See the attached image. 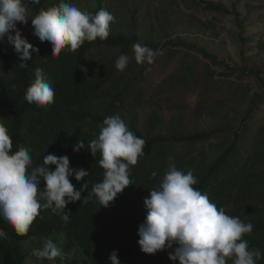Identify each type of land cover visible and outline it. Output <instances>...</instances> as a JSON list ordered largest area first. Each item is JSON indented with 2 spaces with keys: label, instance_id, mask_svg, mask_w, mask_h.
<instances>
[{
  "label": "trees",
  "instance_id": "1",
  "mask_svg": "<svg viewBox=\"0 0 264 264\" xmlns=\"http://www.w3.org/2000/svg\"><path fill=\"white\" fill-rule=\"evenodd\" d=\"M23 2L33 15L56 5L53 0H40L39 4H32L31 0ZM205 7L218 10L212 3H206ZM99 10L97 3L91 13ZM109 28L110 34L106 40L97 38L93 42L86 41L75 52L62 50L58 56H51L47 42H40L38 38L31 44L39 51L26 62L28 65L25 69L18 67L20 61L14 51L0 42V123L9 130L12 151L18 150L21 144L28 147L32 157L30 169L39 166L44 155L54 154L57 157L66 155L70 167L74 169L88 170L89 175L84 178L88 188L81 193V199L91 192L95 183L103 179L104 170L98 165L99 152L93 157L87 150L88 143L99 133L97 126L102 124L105 117H121L127 100L133 98L135 101L141 93L135 90L137 81L141 79L135 69L141 74L148 66L146 63L136 64L132 58V45L143 42L156 50L148 38L134 32L128 35L121 30L114 31L111 24ZM167 44L170 46L171 43ZM171 45L168 54L174 48L185 46L178 41ZM200 53L213 66L218 65L212 56ZM109 54L113 56L106 64L104 57H109ZM120 55L130 58L124 71L115 68V61ZM37 67L48 74L55 90L54 103L50 105L37 106L24 100L27 87L35 79L34 69ZM184 67V74L191 75V66L185 64ZM211 67L207 65L209 79L214 74ZM236 70L239 71L237 76L227 74L239 80L227 82L229 89H235V99L242 105L239 111L241 123L235 127L236 130L231 127L227 113L223 114L218 126L191 134L179 132L177 128H172L167 135L154 134L159 123L155 115L149 117L143 132L136 130L132 123L126 124L137 137L145 140L144 155L138 158L136 165L130 166L133 184L117 194L107 208L102 207L95 197L87 204H81V201L69 203L65 208L66 212H71L67 223L50 209H41L29 232L23 236L16 234L0 218V232L4 234L0 236V264H25L28 258L34 260L35 256L28 252L30 245L39 244L37 248H40L46 239L53 240L58 247L77 251L75 261L66 263L57 258L55 264H110L108 257L113 250L117 251L121 264H178V261L168 259V252L172 249L144 254L137 244V228L146 215L143 198L161 182L170 162L169 157L174 158L172 162L178 170H192L198 180L194 187L207 193L212 202L225 209L226 214L254 225L252 233L245 234L243 239L249 241L250 248H258L264 254V123L253 134L249 146L246 145L247 126H240L250 119L257 105L264 100L251 95L249 85L242 82L248 74H244L243 69ZM257 75L254 74L256 79L259 77ZM203 109L204 105L199 103L195 112L197 119L201 118ZM228 134H231V139L209 162L198 163L199 157L196 159L191 155L170 153L171 147L178 144L189 149L198 145L211 148L216 146L219 137ZM78 141L83 142L85 148L74 152L73 146ZM48 167L54 170L55 166ZM153 172L157 176L153 177ZM70 180L76 190L85 183L83 179L77 182L74 177ZM40 187L42 190L43 181ZM42 264L52 263L42 260ZM257 264H264V259Z\"/></svg>",
  "mask_w": 264,
  "mask_h": 264
},
{
  "label": "clouds",
  "instance_id": "2",
  "mask_svg": "<svg viewBox=\"0 0 264 264\" xmlns=\"http://www.w3.org/2000/svg\"><path fill=\"white\" fill-rule=\"evenodd\" d=\"M31 3L39 4L40 0H31ZM29 19L32 34L40 42H47L51 56H58L62 50L75 52L86 41L106 40L110 34L109 25L115 21L106 9L101 8L93 14L64 0L31 17L23 0H0V42L6 39L12 46L20 69H25L26 62L39 51L17 28V23L24 25ZM132 52L138 65H150L157 56V51L143 42L134 43ZM129 59L128 55H120L115 68L124 71ZM34 77L25 91L24 100L37 106L54 103L55 90L48 74L37 67ZM97 127L99 133L88 143L87 150L93 157L99 152L98 165L104 170L103 179L81 199V193L88 188L84 179L89 175L88 170L74 169L66 155L57 157L54 154L44 155L42 163L30 169L31 150L21 144L13 152L9 130L0 123V218L16 234L26 235L41 209H50L67 223L71 212H66L65 208L69 203L81 201V204H87L95 197L107 208L117 194L133 184L130 166L136 165L138 158L144 155L145 140L130 131L119 115L105 117ZM83 148L84 143L78 141L73 151ZM173 160L169 157L161 182L143 198L146 215L137 228L140 251L156 254L172 249L168 259L178 261V264H228V261L231 264H257L264 259L260 249L250 248L249 241L243 239L245 234L252 233L254 225L226 214L207 193L194 187L198 180L193 171L178 170ZM49 165H54V170L49 169ZM151 175L155 177L157 173ZM73 177L77 182L85 180L79 190L71 183ZM41 181L44 182L42 190ZM0 236H4L3 232ZM32 255L54 264L57 258L63 261L67 254L53 240L46 239ZM108 260L110 264H121L116 250L110 253Z\"/></svg>",
  "mask_w": 264,
  "mask_h": 264
},
{
  "label": "rangeland",
  "instance_id": "3",
  "mask_svg": "<svg viewBox=\"0 0 264 264\" xmlns=\"http://www.w3.org/2000/svg\"><path fill=\"white\" fill-rule=\"evenodd\" d=\"M58 6L61 0H53ZM73 3L81 10L91 12L99 3L100 9H106L115 17L110 23L114 31L121 30L128 35L132 32L152 40L157 51L152 64L136 75L141 79L136 83L139 98L127 100L121 118L126 124L132 123L138 131H144L149 117L155 115L159 123L154 134L167 135L172 128L191 134L210 130L221 123L224 113L228 114L231 127L236 130L241 123L239 111L242 105L235 99L234 90L227 82H239L234 77L243 69L248 77L243 78L255 94L264 100V88L259 75H264V0H64ZM206 3H212L218 10H209ZM28 10V9H27ZM31 16H34L28 10ZM22 36L33 43L38 37L32 34L31 20L27 24L17 23ZM176 41L184 47L174 48L171 54L167 50ZM171 43L170 46L167 43ZM3 46L13 51L6 39ZM192 47L194 49H188ZM176 52H173L175 51ZM198 50V51H197ZM212 56L215 63L200 53ZM114 54V53H112ZM104 57L109 63L110 56ZM108 56V55H105ZM106 63V64H107ZM191 66V75H185L184 65ZM207 65H212L214 74ZM257 73L258 79L254 77ZM246 76V75H245ZM259 80V81H258ZM263 86H262V85ZM256 99V98H254ZM204 105L200 119L195 117L198 104ZM1 122V117H0ZM264 123V102L257 105L250 119L240 126H247V146L255 131ZM236 127V128H235ZM216 146L208 148L197 146L189 149L183 145H173L170 153L178 156L191 155L199 159L198 163L209 162L220 148L231 139V134L219 137ZM201 152V155H200ZM232 208V207H231ZM9 227V225H8ZM39 244H31L29 254ZM65 262L77 257L75 249L66 250ZM80 256V255H79ZM28 258L25 264H42L41 259ZM53 264V262H51ZM55 264V263H54Z\"/></svg>",
  "mask_w": 264,
  "mask_h": 264
},
{
  "label": "built area",
  "instance_id": "4",
  "mask_svg": "<svg viewBox=\"0 0 264 264\" xmlns=\"http://www.w3.org/2000/svg\"><path fill=\"white\" fill-rule=\"evenodd\" d=\"M259 78H260V80H261V83L264 85V75H259Z\"/></svg>",
  "mask_w": 264,
  "mask_h": 264
}]
</instances>
